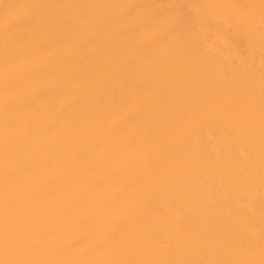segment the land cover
<instances>
[{
    "label": "snow or ice",
    "instance_id": "obj_1",
    "mask_svg": "<svg viewBox=\"0 0 264 264\" xmlns=\"http://www.w3.org/2000/svg\"><path fill=\"white\" fill-rule=\"evenodd\" d=\"M0 264H264V0H0Z\"/></svg>",
    "mask_w": 264,
    "mask_h": 264
},
{
    "label": "bare ground",
    "instance_id": "obj_2",
    "mask_svg": "<svg viewBox=\"0 0 264 264\" xmlns=\"http://www.w3.org/2000/svg\"><path fill=\"white\" fill-rule=\"evenodd\" d=\"M204 147L208 152H212L213 150L217 149V144L213 136L211 135V132L209 131L207 135V140L205 142Z\"/></svg>",
    "mask_w": 264,
    "mask_h": 264
}]
</instances>
